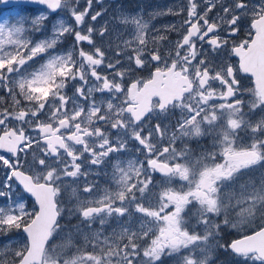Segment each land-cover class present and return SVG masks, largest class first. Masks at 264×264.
Here are the masks:
<instances>
[{
    "label": "snow or ice",
    "instance_id": "obj_1",
    "mask_svg": "<svg viewBox=\"0 0 264 264\" xmlns=\"http://www.w3.org/2000/svg\"><path fill=\"white\" fill-rule=\"evenodd\" d=\"M10 2L0 264H264V0H177L154 32L105 0Z\"/></svg>",
    "mask_w": 264,
    "mask_h": 264
},
{
    "label": "rangeland",
    "instance_id": "obj_2",
    "mask_svg": "<svg viewBox=\"0 0 264 264\" xmlns=\"http://www.w3.org/2000/svg\"><path fill=\"white\" fill-rule=\"evenodd\" d=\"M172 1L177 2V0H166L160 4L155 3V4H153V6H150L149 8H147L145 13L148 16H150L151 18H155V20H153V21L147 20L149 22L150 30L151 29L155 30L157 27V24H159V26H161V25L165 26V25H168L171 23H178L179 22V20H176L177 16H173V15H170L173 18H164L166 15H159V16L150 15L156 11L166 9L167 7L171 6L170 3ZM106 6L108 8L106 19L110 22L109 27L115 28L117 31H120V32L128 31L131 28V25H124V24L120 23V20H119L120 14L122 12L125 14H136V13L135 12L132 13L129 10L121 9V7L118 6L117 4L110 6V5H108V3H106ZM133 11H135V10H133ZM139 13H141V12H139ZM9 17H10V15H8L7 17L0 15V20H3L5 18H9ZM173 121H174V119H173ZM205 138L206 137H204L200 142H202ZM209 142H210V137H207V141L204 142L203 144L208 145ZM192 146L194 148L198 147V145L195 143V141L193 142ZM254 176L258 179L259 172L254 173ZM111 185H112V183L110 182V183L105 184L103 187H109ZM74 199H75L74 197H72V196L69 197L66 195L65 202L67 203L69 200L74 201ZM73 223H75L74 220H73ZM94 227L101 228V226L98 223L96 225H94ZM114 228H117L116 221L110 220L108 225L106 224L103 226V231L105 232V234H110ZM231 232H232V234L226 237V239L229 242H231L232 239L239 238V234L236 233L235 230H231ZM67 239H68L67 234H65L62 238L58 237L56 240V243L57 244L67 243ZM72 243H73V246H78L79 244L82 243V237H79L77 235H73ZM235 259L236 258H234L232 255L223 252V250H220V251L216 252L215 258L213 260V264H234ZM165 264H175V258L174 257L166 258Z\"/></svg>",
    "mask_w": 264,
    "mask_h": 264
},
{
    "label": "flooded vegetation",
    "instance_id": "obj_3",
    "mask_svg": "<svg viewBox=\"0 0 264 264\" xmlns=\"http://www.w3.org/2000/svg\"><path fill=\"white\" fill-rule=\"evenodd\" d=\"M166 0H105V3H108V5L112 6L117 4L118 6L121 7V9H125V10H129L132 13H139L141 12L142 17L144 20H150L153 21L155 20V18H151L150 16H148L145 11L147 10V8H149L150 6H153V4L155 3H162ZM176 2L172 1L170 3V5L175 4ZM167 7V6H166ZM35 10V8H31L29 7V11H33ZM135 10V11H133ZM143 12V13H142ZM25 13L17 6V5H10V6H5L4 4H0V15H3L5 17H7L8 15H10V17L8 19L10 20H15L17 18L18 15H24ZM164 18H173L170 15H166ZM180 17H176V20H179ZM156 22V21H155ZM167 22V21H166ZM163 25L159 26V24H157L156 29H162ZM155 29V30H156ZM153 32L155 30L151 29ZM173 38L175 37V34L173 33ZM243 75V74H241ZM179 114L177 113V116ZM175 119V117L173 118ZM207 141V137L200 142L201 144H203L204 142ZM111 171H112V167L111 164L108 165V167L104 170L101 171V174L99 176H94L91 177V179H95L97 181V183L103 187L105 184L110 183L111 179ZM107 172L108 175L106 176L104 173ZM75 186V185H73ZM111 187H114V185H111ZM71 192H72V187H69V189L67 190V193L65 195H69L71 197Z\"/></svg>",
    "mask_w": 264,
    "mask_h": 264
},
{
    "label": "water",
    "instance_id": "obj_4",
    "mask_svg": "<svg viewBox=\"0 0 264 264\" xmlns=\"http://www.w3.org/2000/svg\"><path fill=\"white\" fill-rule=\"evenodd\" d=\"M4 5H6V6H10V5H14V3H9V4H4ZM31 6H33V7H38V6H35V5H31Z\"/></svg>",
    "mask_w": 264,
    "mask_h": 264
}]
</instances>
